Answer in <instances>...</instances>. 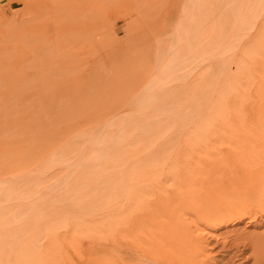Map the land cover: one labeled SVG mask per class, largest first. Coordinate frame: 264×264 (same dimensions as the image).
<instances>
[{
  "label": "bare ground",
  "instance_id": "bare-ground-1",
  "mask_svg": "<svg viewBox=\"0 0 264 264\" xmlns=\"http://www.w3.org/2000/svg\"><path fill=\"white\" fill-rule=\"evenodd\" d=\"M207 2L198 0L196 4L194 3V14L191 13L194 17L192 28H196L190 31L192 33L189 36L185 37L188 33H183L181 27L178 31L177 27L176 33H174V44H176L178 52V56L174 55L175 60L177 59V62H175H179V67L176 63L175 66L172 64L171 74L169 73L171 76L173 75V67L179 68V72L175 69L173 71L178 72L174 89L171 90L168 87V90H166L164 87L165 91L159 94H154V91L159 89H153L151 93L146 91V93L141 94V97L133 99L130 110L113 111L111 117L106 122L99 124L94 131L86 129V132H83L85 131L83 130L81 133L78 128L77 133H80L76 134L77 136H69L68 134L69 137L66 135V138L61 139L55 133L61 130H58V128L57 131L52 133V130L56 129L53 125L55 122L58 123V127L63 126V124L59 126V116H63L64 113L61 112L58 115L60 112L52 109L53 107L50 108L51 113H49V106L48 113L46 112L45 115H52L53 111L51 109L54 110V113L58 112V114L52 116L56 119L53 124L49 121V123L46 122V117L43 114L41 117L40 114L41 118L38 123L33 121L34 124H30V127H33L31 130L28 129L29 125L26 126L27 129L24 126L19 127L22 134L18 133L19 136L15 134L17 138L7 139L0 133V163H2L0 169L2 167V170L5 168L6 163L4 162H7V159L11 162L12 159L16 161L14 166V163L10 165L11 162L6 165L7 170L13 167L16 170L23 169L25 172L27 171L25 168L32 169L33 164L36 171L37 166L33 161L44 160L46 163V160L53 159L56 156H58L57 159L60 157L67 161L79 157H88V159L92 157L112 158L120 162L131 161V179H129V181L131 180V186L129 185V188H126V186L121 188L118 185L119 180L116 179L118 181L112 180L113 182L110 181V183L109 180H107L108 182L105 180L103 183H97V181L95 185H91L90 182V186H83V183L81 186L79 184V187L74 186L72 189L69 185V190L66 188L63 190L64 187H61L63 181L57 182L58 180H55L52 176L57 185L50 183L51 186L48 188L40 183L34 185L32 189H27L28 193L34 190L37 195L35 198L32 197L34 198L33 203L28 197L30 206L19 209L18 206L20 205H15L18 207L16 216L12 211H8L9 207H7L4 197L7 193L3 188L0 189V223L12 221L16 223L13 226L16 233L14 231V233L8 232L6 228L4 229L6 231L4 235H1L0 232V264H25V262H28L29 257V262L32 258H34L32 259L34 262V260L37 261L38 255L43 256V258L39 257V260L42 258L45 262L48 258L50 264H53L51 263L53 260L51 257L56 253L51 252L50 249L53 242H55L53 241L54 237L57 239L56 236L59 233L61 234L62 229L63 232L73 231L78 235L76 231L78 228H75L77 224L90 225L88 229L83 228L82 237H89L92 231L95 232L94 229L99 224H101L100 226L109 225L113 230H117L115 231L116 237L126 242L127 251L129 254L131 253V263L128 262V264H219L213 255L214 252H212L208 239L213 237L215 232L221 228L237 225L244 221L246 224H255L258 219L264 217V120H251L247 125H242L243 121L241 123L239 118L242 119L243 115L239 116L237 110V108L242 107L243 103H241L243 97L242 99L240 97L247 93L250 96L252 91H255L259 99L258 104L262 106L260 98L264 96V0H208ZM207 4L210 7L206 10ZM214 14H216L214 16L216 17L215 20H213ZM223 24L226 26V29L222 28L225 31V36L224 32L220 31ZM211 30L213 32L212 35L210 33L209 41L207 35ZM171 31L173 32V30ZM220 32H223V34ZM199 37H202V41L204 38L207 44L198 41L200 40ZM166 40L168 41L167 38ZM184 40H187L186 43ZM158 43H163V41ZM167 45L168 43L164 44L165 47ZM163 51L161 52L165 53ZM174 56H172L173 63ZM169 57L171 56H165V61L157 62L160 65L158 66L159 73L157 72L159 78L169 72L170 67L168 65L171 63V61L170 63L167 61ZM35 61L33 60V63ZM31 67L34 66L31 65ZM9 68L10 66H7L2 70L3 72L5 69L8 71ZM3 72H1V75ZM11 78L13 77L11 76ZM221 79L223 85L220 88L219 80ZM1 82L2 79L0 84H2ZM14 82L13 79L12 85L15 86L17 82ZM171 84H174V81ZM128 90L126 89V91ZM148 90L150 91V89ZM17 96L20 98L19 95ZM1 97L3 98L2 95ZM2 102L5 101L2 99ZM29 105L26 106L24 103L26 109L30 107ZM258 106L256 107L258 108ZM62 109L65 111L67 108L61 107ZM234 111H237L236 116ZM34 114L28 115L29 118L35 116ZM50 121L53 120L50 119ZM50 124L53 125L51 127L53 129L50 128ZM224 146L232 149L229 153L233 156L226 157L225 151L220 150ZM17 160H21V164ZM27 161L32 164L27 165ZM53 163H56V160ZM73 163L75 162L73 161ZM108 164L109 162H106V167H103L107 168ZM220 165L226 168L229 167V171H225ZM72 166L73 164L68 169L73 171ZM117 166L119 165L117 164ZM61 169V171L58 169L60 173L65 169L64 173L60 174L61 177L66 174L63 176L65 181L74 178L73 175L78 171L75 173V170L73 172L67 170V173H65L66 167H61ZM23 171L21 170L22 174ZM109 171H111V168ZM25 172L20 176L24 177ZM83 173L86 175L87 170ZM1 174L4 173L1 171ZM123 174L122 172V176ZM9 176L13 180L12 174ZM7 177L8 173L5 175V178ZM37 177L39 178L38 175ZM85 177L86 180L91 179L87 175ZM2 178L0 179L4 181V177ZM98 178H95V180ZM1 180L0 182H2ZM27 182L25 180L18 187L21 186V190L24 189ZM33 182L34 180L29 184L31 185ZM117 182L118 184H116ZM13 183H17V181L14 182L13 180ZM124 183L126 184V182ZM18 189L20 190V187ZM12 195L15 199V195ZM17 197H19L18 192ZM9 198L11 199L10 196ZM9 198H6V200ZM19 199L22 201L21 198ZM23 202L25 203L26 199ZM10 212L14 216L10 217ZM11 219L13 220L11 221ZM6 226L8 227V225ZM129 249H131V252ZM253 249L254 253L257 254L258 249L256 247ZM49 251L53 254H47ZM60 251H62V248ZM64 252L66 253V251ZM57 254L60 256L62 252L60 255ZM57 254L53 256L56 258ZM258 255H255V257ZM124 256L126 255L124 254ZM61 257L59 258L61 259ZM125 258L127 259V257L122 258L123 262ZM257 258L259 257L255 259ZM260 260L258 261L260 262ZM32 261L31 264H37V262L33 263ZM107 261H109L108 264L114 262L113 260L112 263H110V260ZM126 261L122 263L126 264ZM60 262L59 264L64 263L61 260Z\"/></svg>",
  "mask_w": 264,
  "mask_h": 264
},
{
  "label": "rangeland",
  "instance_id": "rangeland-1",
  "mask_svg": "<svg viewBox=\"0 0 264 264\" xmlns=\"http://www.w3.org/2000/svg\"><path fill=\"white\" fill-rule=\"evenodd\" d=\"M197 1L196 0H0V50H1L0 70L1 72H3L2 69L4 67L7 68V66L8 67L10 66L8 70L9 73H7L8 71L6 69H5L6 71L4 70L2 75L0 72V78L2 79L1 83L3 85H6L3 86L2 84H0V86L2 85L0 87V94L3 96L2 98L0 95V99H1L0 106L2 108V109L0 108V127H2L0 128L1 135L7 139H10L11 137L17 138L19 134H22L21 128L19 129V127L24 126L25 128L26 126L28 127L29 125L28 129L31 130V128L33 127L32 126L30 127V124L33 125L34 124L33 121H37L38 123L39 119L42 117V114L46 117L47 119L46 122L49 121L52 122L53 124L54 120L56 121V119L52 118V116L53 114H58V112L54 113V110L55 111L58 110L60 112L58 115H60L61 112L66 115L63 114V116L62 115L59 116L60 121L59 120L57 121H59V126L61 124H63V126L61 125L60 127H58L57 125L58 123L55 122L56 125L55 124L53 125L56 129L54 131L52 130V133L57 131L58 128V130L61 129L59 130V132L61 131L62 133L61 132L60 133L55 132V133L58 134L61 137V139L63 137L66 138V135L67 137L77 136L83 130H85L83 132H86V129L94 131L99 124H101L102 122H106V120H108V118L111 117L113 111L130 110L132 101H134L137 97L138 98L141 97L142 96L141 94L146 93V91L147 93H151V90L159 89L154 91V94H159V93H163L165 89L168 90V87L171 88V90L174 89V86L177 81L176 77L179 72L178 70L179 62L176 63L177 59L175 60V56H174V55L178 56L176 44H174L175 43L174 33H176L175 31L177 27H178L177 31L179 30V27H181L183 33H188L185 35V37H187V35L189 36V34L192 33L190 31L196 28V27L192 28V24H193L192 22L194 18L192 16L194 14L193 8L195 7ZM207 1L205 0V2ZM209 4L206 5L207 7L204 6L206 10L208 9V7H210ZM215 15L216 14L213 15L214 18L213 20L216 19V17H214ZM222 28L226 29V26L223 24V27H221L220 31H223ZM171 30H173V32ZM212 32L213 31L211 30L207 36L209 37L210 33L212 35ZM223 32L225 36V31ZM223 32L220 33L223 34ZM178 34L181 35L180 33ZM109 38L110 40H108ZM166 38L168 39V41L166 40ZM201 38L198 41H202ZM208 39L210 41V37ZM160 41H163V43H158ZM167 43L169 46L167 45L165 47L164 44ZM202 43L203 44L206 43L204 41V38ZM157 46L159 47L157 48ZM159 49L161 51L164 50L163 52H165L166 55L165 53H162ZM165 56L166 57L171 56L169 57V60L167 59L169 63L171 61L170 63L171 65L170 64L168 65L167 62V65L170 67L168 69L169 72L166 73L167 75L166 74L162 75L159 78L158 66L160 65L157 62L165 61L166 59ZM172 56H174V63L172 60L173 58ZM37 57L38 59H36ZM178 59L180 60L181 58ZM33 60L36 61L33 63ZM44 62L46 64H43ZM175 63L177 64L178 67H173L172 70L173 75L170 76L171 74L170 70L172 69L171 66L172 64L173 66H175ZM31 65L34 67L32 68ZM174 69L176 71L178 70V72H173L175 71ZM11 76L13 78H11ZM8 77L11 79H9ZM158 78L160 79L159 81ZM13 79L15 81L14 83L17 82L15 84V86H17L15 88L16 90L14 89L15 86L12 85ZM171 81L172 82L174 81V84H171L172 83ZM222 81H223L222 79L219 80L220 88L223 85ZM126 89L128 91H126ZM148 89H150V91ZM162 89L163 91H161ZM252 93H250V96L248 95V93L244 95L246 98L243 95L240 97L241 99L243 97L242 99L243 101L241 100V103L243 102L242 107L244 111L242 107L237 108L238 115L239 116L243 115V117L247 118L245 119L242 117L241 119L238 116L241 123L243 121L242 125L243 124L247 125L249 122H251V120H256V121L264 120V105H263L264 96L260 98L261 100L260 102L262 103L261 106V104L260 105L258 104L259 99L257 98L255 91H252ZM16 94L19 95L20 98H18ZM244 98L246 99L247 102L245 101ZM2 99L5 102H2ZM249 101L251 105L250 103H248ZM57 102L59 103V106ZM24 103L26 104V106H28L31 103L29 105L30 107H27V109L29 108L28 110L26 109V106H24ZM40 103H42L41 104L42 108ZM255 105L256 106L259 105L258 108ZM44 106L47 108H45ZM60 106L62 108L65 109L67 108V109L65 111L64 109L61 110ZM251 106L254 109V113ZM51 107H53L52 109H54V110L51 109V111H53V114L45 115L47 109L49 110V113H51L50 112ZM30 111L32 115L33 113H35L34 115L37 117V120L35 116H33L35 118L33 117L29 118L28 115L31 116ZM235 113H237V111L236 112L234 111V115ZM37 114L39 117L37 116ZM30 119L32 120L30 121ZM50 119L53 121H50ZM57 119L59 118L57 117ZM234 120H236V118H234ZM14 121L17 122L15 123ZM27 121L29 122V124ZM238 124L240 125V123ZM47 125L49 126V124ZM53 125H51L50 128ZM27 127L25 129H27ZM78 128L80 132L77 133ZM71 132L74 133L71 134ZM6 133L7 135H5ZM15 134L17 136H15ZM220 150L225 151L226 157L233 156V154L229 153L230 151H232L231 148L224 146L223 148L221 147ZM57 158L58 156L54 157L53 159H49L50 161L46 160V163L44 162V160L43 161L38 160V162L33 161V163L36 164L35 166H37L36 171H35L36 167H34L33 164L32 169L28 170L27 168H25V170H27L26 172L23 171V169L16 170L13 167L11 168L10 166L7 167L8 168L10 167V170L12 171L7 170L6 165H9L11 161L9 159H7V162H4L5 160L4 161L2 160L6 164L3 170L2 167L0 169V178L4 177V181L0 179L2 181L0 183L3 185L5 184L7 186L5 185L3 186L0 184V189L2 190L3 188L5 193H7L5 194L4 197L7 207H9V210L7 208L8 211H12L15 215L17 213L18 207L20 209L25 206H30L29 198L31 199L32 202L37 194H35L36 191L34 190H32L31 193L30 192L28 193L27 189L29 188L32 189L34 188V185L40 183H43L45 186L49 188L52 183L57 185V182L62 180L63 183H61V187L62 188L64 187L63 190H65V188L69 190V185H71L70 188L72 189L74 186L79 187V184L81 186V184L84 183L83 186H90V182L91 185H95L97 181H98L97 183H103L105 182V180L106 182H108L107 180H109V183L110 181L113 182L119 180L118 181L119 184L118 182L116 184H118L121 188H125V186L126 188H129L131 186L130 185L131 180L129 181V179H131V168H130L131 161L130 162L126 161L127 162L126 163V162L117 161L112 158L103 159L96 157L95 158L92 157L89 159L88 157H79V158H72L67 161L65 159H61L60 157L59 159ZM54 160H56V163H53ZM73 161L75 163H73ZM15 162L16 161L15 160L13 161L12 159L10 165L14 163L13 164L14 166L16 164ZM20 162L21 160L19 161V163ZM27 162L26 164L29 166L30 164H32L30 162L28 163ZM106 162H109L110 164L107 165V168H105ZM4 163H3V167H4ZM63 163L66 165L68 164L67 165L68 167ZM116 163L119 166H117ZM0 164L2 165V163ZM69 164L71 165L73 164L72 168L73 171L75 170L74 171L75 173L77 170L78 171L76 174L73 175L74 178H70L69 181L67 180L65 181L64 179L65 177L63 176H65L66 174L63 175L62 177L60 176L61 173H64L65 169L61 173L59 172V170L60 171L62 170L61 167L62 168L66 167L65 173H67V170H69L68 172H71L72 169L71 170L68 169L69 166H71ZM225 164L228 165L226 162ZM125 165H127L126 167L128 168H126ZM74 166L76 167L75 169ZM110 166L113 167L115 166L114 170L113 167ZM47 167L49 168L46 169ZM52 167L53 168L56 167V168L53 169ZM109 167L111 168V171H109L110 170ZM221 167L225 171H229V167L228 168L224 166ZM13 170H15L16 172ZM21 170L23 171V174L25 172V175H27L26 179H25V175L24 177L20 176L23 175L21 173ZM56 170H58V172H56ZM86 170H87L86 173L87 177L90 175L88 178H91L89 180L87 179L88 181L86 180L85 177L86 175L83 173L86 172ZM1 171L4 174H1ZM32 171L34 172L32 173ZM121 171L124 173L123 176ZM10 172H13L11 173L13 176V180L14 182L17 181V183H13L12 177L9 176L11 175ZM49 172H51L52 174ZM6 173H8L7 178H5ZM46 173L48 174V176ZM111 173L114 175H112ZM49 174L51 177L49 176ZM37 175L39 176V178L37 177ZM83 175H85L84 178H82ZM91 175L92 176L94 175L93 178ZM19 176L20 178H18ZM52 176H54V179L58 181L56 182L55 180H53ZM117 177H119L121 180ZM27 178H28V182H27ZM95 178L98 179L95 180ZM72 179L73 181H71ZM25 180L27 182L25 183L27 184L26 187H24V189L21 190V186H19L20 187L19 190L18 185L24 183ZM31 180L32 181L34 180V182L32 183L33 187L32 184L31 185L29 184V182H32ZM91 180H93L94 182ZM124 182H126V184ZM17 192L19 197H17ZM12 194L15 195V199ZM9 196L11 197V199L9 198ZM6 198L9 199L6 200ZM19 198H21L22 201H20ZM25 199L27 203L23 202L25 201ZM17 204L20 206L18 207L15 206ZM10 207H12L11 210ZM13 213L11 214L10 212L9 216L10 217L14 216ZM12 220L13 219H11V221ZM256 222L255 224L253 223L250 225V224H246L244 221L237 225L221 228L215 232L213 237L208 239L209 245L213 250L212 252H214L213 255L215 256L219 264H258V263L264 264V217L258 219ZM14 224H16L15 221L9 223H3V224L0 223L1 235H4L6 233V231L4 230L5 228L8 232L14 233L15 232L13 227L15 226ZM6 225H8V227ZM100 225L101 224L96 226V229H94L95 232L92 231V234L89 237L81 236V232L83 228L88 229L90 227L89 224L75 225V228H78L77 230L75 229L78 232V235L73 231H71L72 233L63 232L62 229L61 234L59 233L60 238L59 235H57L58 237L56 236L57 239H55L54 237L53 241L55 242H53L50 249V251L53 253L54 252L56 254L59 253L60 255L62 252V254L60 256H58L57 254V257L55 258L53 255L56 254L50 253V251L48 253L47 252L45 253L51 255L53 254L51 258L55 260L54 261L55 264H59L60 260L64 262L62 264H66V263L71 264L72 262H73L72 264H97V263L101 264V262L102 264L103 263L106 264V262L108 264L109 261L107 260H110V263L114 261L113 264H123L125 263L126 260H127L126 264H128V262L131 263V255H130L131 253L129 254V252L127 251L128 248H126L127 245L126 242H123V240H120L116 237L115 231L117 230H113L109 225L106 226L105 225L100 226ZM106 227L111 231L109 232V230ZM65 234H67V236H65ZM63 236L66 237L67 240H65L66 238L64 239ZM77 244L79 245V247ZM69 245H71V247H69ZM255 247L258 249L257 251L259 255L258 253L257 254L254 253L253 248ZM61 248L62 251H60ZM123 248L125 249V252ZM64 251H66V253ZM129 251L131 252V249H129ZM124 254L126 256H124ZM254 254L258 255L256 257L259 258L255 259L256 257ZM37 257H38L37 261L39 260V257L43 258L42 255L41 256L38 255ZM59 257H61V259ZM111 257L114 258L115 260L112 259ZM124 257H127V259L125 258L124 259L125 261L123 262L122 258ZM260 257L262 258L261 260ZM29 258H28V262H25V264L30 263L32 259H34V258L30 259L29 262ZM42 258L41 260H39V263L41 262L40 264L42 263L50 264L48 258L47 261L49 262L47 261L44 262ZM53 260L51 263L54 264ZM105 260L106 262H104ZM258 260H260L261 263ZM37 261L34 260V262L33 261L32 262L36 263ZM68 261L70 262L68 263ZM39 263L37 262V264Z\"/></svg>",
  "mask_w": 264,
  "mask_h": 264
}]
</instances>
